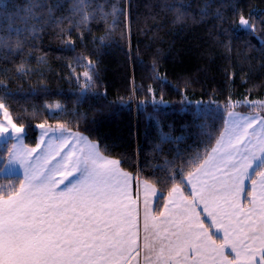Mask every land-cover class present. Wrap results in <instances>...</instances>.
Listing matches in <instances>:
<instances>
[{
    "label": "snow or ice",
    "instance_id": "1",
    "mask_svg": "<svg viewBox=\"0 0 264 264\" xmlns=\"http://www.w3.org/2000/svg\"><path fill=\"white\" fill-rule=\"evenodd\" d=\"M186 7L183 0L160 5L173 23L194 19ZM200 14L207 16V9ZM0 18V59L18 55V72L26 71V57L49 29L71 47L64 39L69 31L102 22L103 44L119 24L125 25L122 37L129 27L127 7L110 0L10 2L0 6ZM10 19L22 26L7 24ZM239 27L256 32L243 15ZM83 59L77 56V63ZM88 67L79 88L85 98L98 78L91 60ZM238 104L250 112H236ZM196 105L204 147L178 149L154 166L152 180H142L106 145L59 119L37 124L39 142L26 146L25 125L14 122L0 96V173L18 177L0 182V264H264V100L229 98L218 131L211 105ZM46 107L53 118L62 109ZM159 140L153 150L163 153L164 144L183 137L161 131Z\"/></svg>",
    "mask_w": 264,
    "mask_h": 264
},
{
    "label": "trees",
    "instance_id": "2",
    "mask_svg": "<svg viewBox=\"0 0 264 264\" xmlns=\"http://www.w3.org/2000/svg\"><path fill=\"white\" fill-rule=\"evenodd\" d=\"M10 2L22 5L24 0H0V6ZM110 2L128 9L125 37L121 23L101 44V22L88 30L69 31L64 39L74 42L70 47L49 29L26 57L25 72L16 70L18 55L0 59V96L15 123L25 125L27 144L38 142L37 124L48 120L54 125L59 119L106 145L111 155L127 161L122 162L126 169L152 180L154 166L163 164L165 156L171 159L178 149L204 147L194 119L197 101L216 112L213 130L218 131L229 98L264 100V0H183L194 19L180 23H173L171 12L161 11L163 0ZM203 8L208 15L201 17ZM241 15L255 23V33L239 27ZM0 24H5L2 18ZM7 24L22 26L12 19ZM77 56L84 58L79 64ZM89 60L98 78L94 92L85 98L79 88L85 82L83 72L91 73ZM56 104L62 109L53 118L46 106ZM235 110L250 112L244 104ZM161 131L183 140L155 152ZM6 177L18 178L0 173V182Z\"/></svg>",
    "mask_w": 264,
    "mask_h": 264
},
{
    "label": "crops",
    "instance_id": "3",
    "mask_svg": "<svg viewBox=\"0 0 264 264\" xmlns=\"http://www.w3.org/2000/svg\"><path fill=\"white\" fill-rule=\"evenodd\" d=\"M236 112H239V113H242V114H248L249 112H243V111H236ZM263 115V114H262ZM0 119H2V115H0ZM15 122V121H14ZM40 131L41 130H39V136H38V142H39V137H40ZM75 131V130H74ZM83 133V132H82ZM85 134V133H84ZM85 135H87V134H85ZM88 136V135H87ZM90 139H92L90 136H88ZM95 140V139H94ZM3 140H2V138H0V142H2ZM14 142V141H13ZM37 142V143H38ZM23 144H25L26 146H28V147H35V145L34 146H31V145H29V144H27V142H26V139H25V135H24V137H23ZM123 166V165H122ZM125 168V167H124ZM126 169V168H125ZM127 171H129V172H131L130 170H128V169H126ZM133 173V172H132ZM4 174H6V175H13V174H11V173H8V172H4ZM135 174V173H134ZM141 177V176H140ZM141 179L143 180L144 178H142L141 177ZM158 188V187H157ZM159 189V188H158ZM155 206V205H154Z\"/></svg>",
    "mask_w": 264,
    "mask_h": 264
},
{
    "label": "rangeland",
    "instance_id": "4",
    "mask_svg": "<svg viewBox=\"0 0 264 264\" xmlns=\"http://www.w3.org/2000/svg\"><path fill=\"white\" fill-rule=\"evenodd\" d=\"M251 22V21H250ZM238 105H240V104H238ZM224 109V108H223ZM235 110V109H234ZM235 111H237V110H235ZM3 142V141H2Z\"/></svg>",
    "mask_w": 264,
    "mask_h": 264
}]
</instances>
